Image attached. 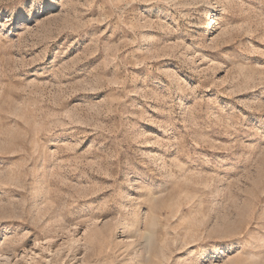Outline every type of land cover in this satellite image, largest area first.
I'll return each mask as SVG.
<instances>
[{
  "label": "rangeland",
  "instance_id": "rangeland-1",
  "mask_svg": "<svg viewBox=\"0 0 264 264\" xmlns=\"http://www.w3.org/2000/svg\"><path fill=\"white\" fill-rule=\"evenodd\" d=\"M0 264H264V0H0Z\"/></svg>",
  "mask_w": 264,
  "mask_h": 264
}]
</instances>
